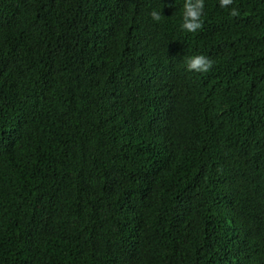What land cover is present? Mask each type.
Returning a JSON list of instances; mask_svg holds the SVG:
<instances>
[{
    "label": "trees",
    "instance_id": "obj_1",
    "mask_svg": "<svg viewBox=\"0 0 264 264\" xmlns=\"http://www.w3.org/2000/svg\"><path fill=\"white\" fill-rule=\"evenodd\" d=\"M0 264H264V0H0Z\"/></svg>",
    "mask_w": 264,
    "mask_h": 264
}]
</instances>
